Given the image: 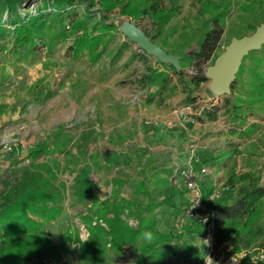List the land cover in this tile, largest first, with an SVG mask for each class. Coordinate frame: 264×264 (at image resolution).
<instances>
[{"label":"trees","instance_id":"obj_1","mask_svg":"<svg viewBox=\"0 0 264 264\" xmlns=\"http://www.w3.org/2000/svg\"><path fill=\"white\" fill-rule=\"evenodd\" d=\"M25 1L0 0V50L9 52L15 60L29 62V58H32L30 61L37 60L44 53L49 61L59 44L69 40L66 45L69 58L76 60L85 56L91 62L97 61L110 52L109 46L116 41L117 33H121L119 25L110 19L114 7L118 6L119 13L130 15L131 19L149 18L153 31L143 28L145 32L167 52L179 55V69L156 57L153 58L157 65L148 61L140 76L143 87L154 86L147 101L162 100L165 94L173 92L177 85L173 80L175 75L177 82L189 90L187 104L197 102V120L213 121L223 114L230 132H237L246 139L252 138L260 127L259 121L249 118L264 113V42L243 55L229 93L203 102L194 100L192 95L194 87L208 80L205 75L207 64H212L224 49H219V43L231 0H196L199 5L194 15L195 23L179 28L170 24L178 4L165 0H42L35 11L22 10ZM238 6L240 29L232 35L241 37L264 22V0H242ZM173 35H178L177 39H169ZM130 41L126 37L119 40L116 50L112 51L113 56H119ZM130 56L146 61L153 55L139 48ZM187 66L192 68L190 73ZM44 86L43 77L30 85L34 99ZM90 137V132H81L75 137L66 123H60L44 140L29 145L28 161L15 169L11 177L3 179L0 264H24L32 259L41 264L45 259L54 261L49 264H67V257L64 261L58 260L62 253L71 250L72 243L79 260L86 264L100 262L109 252L123 255L126 247L130 251L129 258L116 264H172L170 259L180 252L179 246H186L194 263L202 264L206 256L203 223L209 215L190 219L193 223L184 227L178 225V217L173 229L162 230L156 208L167 200H154L145 190L143 179L138 190L147 194L145 204L136 197L121 194L125 180L117 175L110 179V194L101 197L94 190L89 163L79 165L82 158H87ZM250 140L256 148V142ZM244 150L238 144L231 145L228 158L224 159L228 168L224 186L233 189L234 194L222 193L208 205L214 212L215 252L218 254L217 251L223 249L234 255L243 250L245 256L239 261L252 264V254L258 258L264 253V183L260 179L258 161L252 157L254 152ZM238 153H245V160L242 168L237 170L235 160L231 165L227 162ZM65 169L75 172L69 191L75 201L85 205V210L78 216L87 229V236L82 239L76 226H67L55 243L45 226L64 210L67 185L61 172ZM129 217L134 218V224L130 223ZM146 234L151 235L150 240L146 239ZM196 237L198 245L192 239ZM201 250L204 257L200 255Z\"/></svg>","mask_w":264,"mask_h":264},{"label":"rangeland","instance_id":"obj_2","mask_svg":"<svg viewBox=\"0 0 264 264\" xmlns=\"http://www.w3.org/2000/svg\"><path fill=\"white\" fill-rule=\"evenodd\" d=\"M41 1L26 0L22 10L29 8L35 11ZM240 1L242 0H231L219 49H223L230 36L240 29ZM165 2L178 4V10L170 24L179 28L184 24L195 23L194 15L199 5L196 0ZM114 10L110 19L117 25L130 18V15L119 13L118 6ZM133 20L149 32L153 31L149 18ZM177 37L178 35H173L169 39ZM121 39L125 37L117 33L116 41L109 46L110 52L95 62L85 56L76 60L69 58L66 54L69 40L59 44L49 61L44 53L37 60L30 61L32 58H29V62L18 61L9 52L0 50V103L3 104L0 106V191L4 189L3 179L11 177L15 169L28 161L26 153L29 145L44 140L60 123H66L75 137L81 132L91 133L87 144V161L82 158L79 165L89 163L94 190L101 197L110 194V179L117 175L125 180L120 191L122 195L136 197L141 204H145L148 196L144 191L138 190L139 182L143 179L145 190L154 200H167L156 208L159 226L165 231L176 226L177 218L184 215L189 200L182 177H179V171L186 164L176 166L175 153L179 163H183L182 159L187 158L191 150V161L187 164L194 167L206 164L211 168L208 174L202 175L201 186L212 187L213 182H216L223 194L232 196L234 190L224 186L228 172L224 159L227 160L226 155L231 145L238 144L240 149L254 152L252 157L258 161L260 179L264 183V113L249 118L260 122V127L250 138L257 144L254 148L250 139L240 137L237 132H230L223 114L214 122L197 120V102L187 104L189 90L181 82H177L175 75L173 80L177 85L173 92L165 94L162 100L147 101V95L154 86L143 87L140 76L148 61L157 65L154 56L149 57L147 62L139 58L132 59V51L139 49L134 41H130L119 56H113L112 51L116 50ZM186 69L190 73L192 68L187 66ZM42 77L45 86L38 98L34 99L30 85ZM207 83L208 80L203 81L193 88L194 100L203 102L202 98L207 96V92L211 93ZM224 127L226 130H223ZM175 148H179L176 149L177 152ZM72 150L75 151V146ZM234 160L236 169H241L245 153L236 154L227 163L231 165ZM74 173L62 170L61 177L67 185L64 210L45 226L55 243H58L60 232L67 226H76L82 239L87 236V229L78 216L79 212L85 210V205L75 201L69 191ZM129 221L135 223L133 217H129ZM192 223L193 221L185 219L182 227ZM192 239L198 245V238ZM74 246L72 243L71 250L62 253L58 261H64L67 257V264H86L79 260ZM179 250L170 259L172 264H195L186 246H179ZM129 252L128 247L120 256L109 252L100 262L89 264H116L128 259ZM217 252L228 258V264H243L238 259L229 257L223 249ZM204 254L201 250V257ZM253 255L255 254L250 256L252 264H264V253H260L258 258ZM49 262L54 261L45 259L42 264ZM24 264L41 263L32 259Z\"/></svg>","mask_w":264,"mask_h":264},{"label":"water","instance_id":"obj_3","mask_svg":"<svg viewBox=\"0 0 264 264\" xmlns=\"http://www.w3.org/2000/svg\"><path fill=\"white\" fill-rule=\"evenodd\" d=\"M118 30L124 37L134 41L140 49L179 69V55L167 52L160 44L153 41L136 20L124 19ZM263 42L264 22L257 25L253 32L241 37L233 36L223 51L216 56L214 62L206 66L205 75L208 78L209 89L215 95L229 93L230 83L235 77L243 55L250 49L259 48Z\"/></svg>","mask_w":264,"mask_h":264},{"label":"built area","instance_id":"obj_4","mask_svg":"<svg viewBox=\"0 0 264 264\" xmlns=\"http://www.w3.org/2000/svg\"><path fill=\"white\" fill-rule=\"evenodd\" d=\"M211 171L209 165H200L194 167L193 165L186 164L179 171L180 177H182L183 185L189 195V200L185 208L184 215L179 218V226H182L185 219L190 220L193 218L201 219L203 215H209V218L203 223L205 232L202 236V241L206 247V256L202 264H228V258L225 255L217 254L213 249L214 242V212L208 205V202L219 198L222 194V189L218 187L216 182L213 185L204 188L201 186L200 179L202 175L208 174ZM229 255V254H228ZM245 256V251L241 250L236 252L234 257L238 260Z\"/></svg>","mask_w":264,"mask_h":264},{"label":"crops","instance_id":"obj_5","mask_svg":"<svg viewBox=\"0 0 264 264\" xmlns=\"http://www.w3.org/2000/svg\"><path fill=\"white\" fill-rule=\"evenodd\" d=\"M211 91V90H210ZM207 96L206 97H204V98H202L203 100H209V98L210 99H212V98H217L218 97V95H215L212 91H211V93L209 94L208 92H207V94H206ZM204 96V95H203ZM213 99V100H214ZM217 120H219V119H216V120H213V121H211V122H214V121H217ZM206 121V120H205ZM209 122V121H208ZM204 123H206V122H204ZM223 130H226V128L224 127L223 128ZM185 143V142H184ZM183 147H184V144H183ZM185 148V147H184ZM177 148H175V150H176ZM179 149V148H178ZM177 149V150H178ZM177 150H176V152H177ZM193 150V149H192ZM176 155H175V164H176V166H179V165H184V164H187L189 161H191L190 160V155L192 154V152H191V150L189 151V154H188V156H187V158L185 157V159H182L183 160V163H179V159H178V157H177V153H175ZM193 162H195L194 160H193ZM195 165V164H194ZM179 174L177 173V176H178ZM179 177H180V175H179Z\"/></svg>","mask_w":264,"mask_h":264},{"label":"clouds","instance_id":"obj_6","mask_svg":"<svg viewBox=\"0 0 264 264\" xmlns=\"http://www.w3.org/2000/svg\"><path fill=\"white\" fill-rule=\"evenodd\" d=\"M146 239H151V235L150 234H146Z\"/></svg>","mask_w":264,"mask_h":264}]
</instances>
